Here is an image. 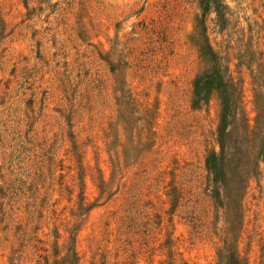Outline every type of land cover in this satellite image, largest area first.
<instances>
[{
    "label": "rangeland",
    "instance_id": "1",
    "mask_svg": "<svg viewBox=\"0 0 264 264\" xmlns=\"http://www.w3.org/2000/svg\"><path fill=\"white\" fill-rule=\"evenodd\" d=\"M215 56L263 135L264 0H0V264H264V160L213 202Z\"/></svg>",
    "mask_w": 264,
    "mask_h": 264
},
{
    "label": "trees",
    "instance_id": "2",
    "mask_svg": "<svg viewBox=\"0 0 264 264\" xmlns=\"http://www.w3.org/2000/svg\"><path fill=\"white\" fill-rule=\"evenodd\" d=\"M209 2H214V0H200L201 8L205 5L209 6ZM214 59L215 64L209 74L199 78L194 84V106H198L202 100L200 98V91L198 92L201 88L216 85L217 89H223L219 125L215 131V140L219 150L218 152L213 151L212 154L207 157L205 160V168L208 172L209 182H212L214 187H217H215L216 195L215 198L213 197V202L214 204H218L221 208H224V203H222L224 199L219 192L220 187L217 186V183L220 181V177L224 176V161H235L234 171H231L232 173L230 174L229 186H224V184L220 186L225 187L226 192L234 197V201L231 202L232 206L239 210L241 207L238 202V196L244 189L247 179L258 170L261 160H264V134L262 135L261 131H258L257 134L251 136L253 133L251 134L246 119L239 107L237 109L239 110V118L233 119L229 123L226 122V119L230 117L231 108H233L234 105H238L239 99L235 97L236 88L233 83H229L230 80L227 81L226 84L221 83V66L218 62L219 59L217 56H215ZM227 89L230 92L229 94L226 92ZM2 140V148H5V141L3 138ZM230 143H233L234 146L230 147ZM14 152L17 153V149H15ZM10 157L14 159V157ZM222 182H224V180H222ZM226 198H228V195L225 197V200ZM233 239L234 236H231L229 232H223V238L221 239L223 247L220 264H241L234 248Z\"/></svg>",
    "mask_w": 264,
    "mask_h": 264
}]
</instances>
